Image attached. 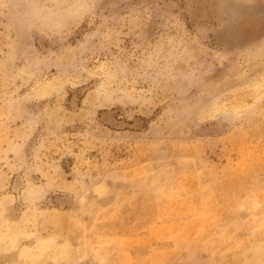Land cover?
Instances as JSON below:
<instances>
[{
  "label": "rangeland",
  "instance_id": "374dc122",
  "mask_svg": "<svg viewBox=\"0 0 264 264\" xmlns=\"http://www.w3.org/2000/svg\"><path fill=\"white\" fill-rule=\"evenodd\" d=\"M0 264H264V0H0Z\"/></svg>",
  "mask_w": 264,
  "mask_h": 264
}]
</instances>
